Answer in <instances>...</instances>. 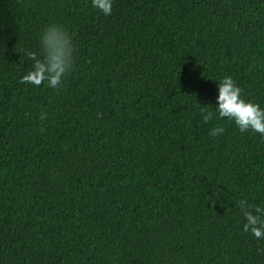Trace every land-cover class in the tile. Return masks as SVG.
I'll return each mask as SVG.
<instances>
[{
	"label": "trees",
	"instance_id": "trees-1",
	"mask_svg": "<svg viewBox=\"0 0 264 264\" xmlns=\"http://www.w3.org/2000/svg\"><path fill=\"white\" fill-rule=\"evenodd\" d=\"M50 24L54 89L22 82ZM225 75L264 107V0H0V264H264V137L216 114Z\"/></svg>",
	"mask_w": 264,
	"mask_h": 264
},
{
	"label": "clouds",
	"instance_id": "clouds-1",
	"mask_svg": "<svg viewBox=\"0 0 264 264\" xmlns=\"http://www.w3.org/2000/svg\"><path fill=\"white\" fill-rule=\"evenodd\" d=\"M113 0H91V7L107 16L111 14ZM32 61L30 70L22 82L39 86L45 82L49 88L59 86L72 69L74 63V43L66 30L57 24L47 25L39 35V50L28 52ZM215 112L219 118H228L241 132L252 131L264 137V107L241 95V88L230 75L218 80ZM201 119L208 122L213 112L201 109ZM216 125L209 130V136L216 137L223 132ZM244 223L242 230L257 239H264V206L247 204L240 200Z\"/></svg>",
	"mask_w": 264,
	"mask_h": 264
}]
</instances>
